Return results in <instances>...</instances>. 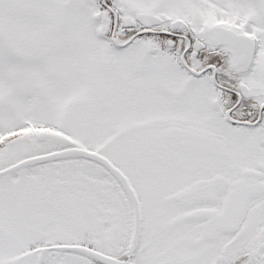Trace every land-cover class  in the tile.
<instances>
[{
    "label": "snow or ice",
    "instance_id": "6c2138e0",
    "mask_svg": "<svg viewBox=\"0 0 264 264\" xmlns=\"http://www.w3.org/2000/svg\"><path fill=\"white\" fill-rule=\"evenodd\" d=\"M0 264H264V0H0Z\"/></svg>",
    "mask_w": 264,
    "mask_h": 264
}]
</instances>
